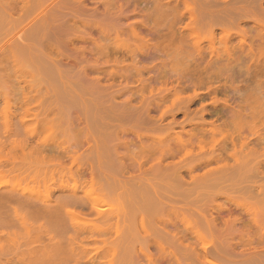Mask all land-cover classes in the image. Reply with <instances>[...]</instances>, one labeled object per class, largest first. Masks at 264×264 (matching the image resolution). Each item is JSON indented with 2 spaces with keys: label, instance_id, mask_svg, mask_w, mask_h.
I'll return each mask as SVG.
<instances>
[{
  "label": "rangeland",
  "instance_id": "rangeland-1",
  "mask_svg": "<svg viewBox=\"0 0 264 264\" xmlns=\"http://www.w3.org/2000/svg\"><path fill=\"white\" fill-rule=\"evenodd\" d=\"M0 264H264V0H0Z\"/></svg>",
  "mask_w": 264,
  "mask_h": 264
},
{
  "label": "bare ground",
  "instance_id": "bare-ground-1",
  "mask_svg": "<svg viewBox=\"0 0 264 264\" xmlns=\"http://www.w3.org/2000/svg\"><path fill=\"white\" fill-rule=\"evenodd\" d=\"M228 61V60H227ZM228 110V109H227Z\"/></svg>",
  "mask_w": 264,
  "mask_h": 264
}]
</instances>
